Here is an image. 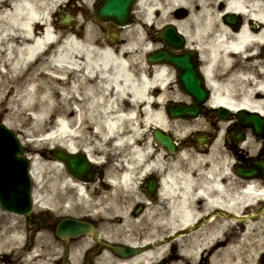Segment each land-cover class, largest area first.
<instances>
[{
    "label": "bare ground",
    "instance_id": "bare-ground-1",
    "mask_svg": "<svg viewBox=\"0 0 264 264\" xmlns=\"http://www.w3.org/2000/svg\"><path fill=\"white\" fill-rule=\"evenodd\" d=\"M64 1L0 0L3 123L19 129L25 127L27 118L36 119L24 130L31 145L34 136L49 133L46 141L40 138L32 145L29 154L39 186L41 175L49 176L45 177L50 182L48 194L35 193L38 205L59 213L91 212L101 218L102 236L110 240L120 231L130 232L143 223L174 230L215 208L240 213L264 199V187L256 180L242 181L233 175L231 159L222 147L225 121L218 123L221 129L211 148L188 145L170 157V162L161 149L154 150L148 133L154 126L182 141L194 132L208 136L209 127L205 118L189 121L164 111L169 98L187 100L174 87L175 70L168 63L152 65L138 55L154 47L144 23H171L186 37L188 47L201 53L202 69L212 89L210 103L228 111L264 114V0H139L134 12L142 29L127 26L123 29L127 41L116 44L102 39L91 22L77 16L71 19L70 29L53 27L54 10ZM181 11L187 15L179 17ZM228 14L238 15L242 21L239 29L225 20ZM234 50L252 53L241 63ZM250 71L255 76L248 75ZM55 114L60 117L52 130L46 124ZM58 142L70 150L83 151L84 147L100 165L107 154L116 162L108 165L104 178L85 184L68 173L60 159L54 161L45 153V145L56 146ZM122 161L129 164L128 169L120 167ZM160 170L162 208L150 207L139 218L130 214L122 206L131 200H146L144 180ZM232 227L233 221L213 219L180 237V254L168 264H199L206 251L209 258L200 264H262L255 253L264 247V225L249 222L239 240L227 241ZM24 237L21 220L14 214L0 213V253L5 254L0 264H14L6 256L23 251ZM125 239L136 240L130 233ZM90 245L87 239L73 244L74 264ZM38 246L55 248L41 233L35 245L27 246L26 258L17 264H25L24 260L40 264L46 255H35ZM245 246L249 248L244 251ZM248 250L250 258L243 255ZM166 251L167 247H162L127 260L105 250L97 264H165L161 259Z\"/></svg>",
    "mask_w": 264,
    "mask_h": 264
},
{
    "label": "water",
    "instance_id": "water-1",
    "mask_svg": "<svg viewBox=\"0 0 264 264\" xmlns=\"http://www.w3.org/2000/svg\"><path fill=\"white\" fill-rule=\"evenodd\" d=\"M134 2L135 0H104L97 12L98 16L103 19H111L117 24L125 25L129 23L130 11ZM228 19H231V17H228ZM164 41L176 48L184 43L183 37L177 33L172 25H169L165 30ZM192 54L190 52L178 55L173 54L172 51H165L152 54L149 58L152 61H169L173 65L178 66L182 70L180 76L182 85L194 95L196 103L199 104L205 99L206 92L202 88L201 84H203V81L200 78L199 70L195 65V59ZM199 105L195 104L193 109H182L180 114L194 115L196 112L198 113ZM157 136L161 141L169 144V140L163 137L161 133L157 132ZM61 157L68 160L70 170L73 173L75 171L84 172L89 168L83 157L72 156L65 158L63 155ZM0 201L7 209L21 213H28L31 204L26 159L21 153L18 138L13 131L3 124H0ZM263 212L264 206L255 214L240 216L228 214L227 216L237 220H248L250 218H258ZM221 214L225 215L226 213ZM63 229H65L63 237H77L85 232L94 230L87 223L72 219L64 222Z\"/></svg>",
    "mask_w": 264,
    "mask_h": 264
},
{
    "label": "flooded vegetation",
    "instance_id": "flooded-vegetation-1",
    "mask_svg": "<svg viewBox=\"0 0 264 264\" xmlns=\"http://www.w3.org/2000/svg\"><path fill=\"white\" fill-rule=\"evenodd\" d=\"M248 128L246 126L242 127V132H243V136L246 139V142L249 141L250 145H254L256 144V139L254 137L249 138L248 137ZM251 139V141H250ZM233 139L230 137V131L226 134V145L230 146V147H234V142L232 141ZM157 143V142H156ZM263 146L260 148V150L255 151V154L253 152H251L252 148H244L241 147V149L237 150V164L235 166V168L238 166L239 168L242 169H246V168H251V167H255L258 170V167L256 165H254L253 161L251 160L252 156H256L258 159H264V139L262 140ZM259 147V146H258ZM157 148H165L164 145L158 143L157 144ZM177 153H168V158L173 157L174 155H177ZM260 178L258 179L261 183H264V172L260 171ZM156 178L155 180V188L152 190H148L146 189H142V192L145 193L146 199L144 201H135L133 202V204L130 206L131 212L133 215H135L136 217H141L143 215H145L147 208L149 207V205L151 204L154 207H161V198H160V194L162 193V177L160 174H156V176H154ZM59 221V217L55 216L53 214H45V212H38V211H34L26 220H24V223L27 225V229L30 230L31 228L34 229V231L37 232V230L39 229V227H41V225L47 226L50 229H54L55 226L57 225ZM152 227L147 225L142 227L141 229L138 228L135 232H134V236L136 238V243L135 245H142L144 243H147L151 240H157L161 237L167 236L170 233H168L167 231H162V229H151ZM156 234L153 237H150V234ZM115 242L118 243H128L125 242L124 240V236L122 235L121 237H116L114 238ZM169 248L165 253V256L161 259L162 261H164L165 264H168V262L173 259V257H178L179 256V250H180V246L178 243H171L169 244ZM115 254V256L117 258L120 259H130L131 257H121L119 256L117 253L113 252ZM100 255H95L94 257H92L91 259V263L92 264H96L97 263V259ZM83 261L80 262V264H86V260L85 258H82ZM35 261H33L34 263ZM60 264L63 263V259L61 258L59 260Z\"/></svg>",
    "mask_w": 264,
    "mask_h": 264
},
{
    "label": "rangeland",
    "instance_id": "rangeland-1",
    "mask_svg": "<svg viewBox=\"0 0 264 264\" xmlns=\"http://www.w3.org/2000/svg\"><path fill=\"white\" fill-rule=\"evenodd\" d=\"M94 3H95V0H92L91 1V3H86V0H65L61 5H63V8H60V5L54 10V12H57V16L55 17V15L53 16V18L55 19V21L57 22V23H60L61 25H62V28H58V29H63V28H68V26L67 25H64L62 22H61V15H63V16H65V13L66 12H68V10L69 9H71V10H73V9H76V12L77 11H81V9H82V7H86L87 8V11H93L94 10V7H93V5H94ZM85 13H87V12H85V11H82L81 12V14L79 13V15L81 16V15H85ZM180 13H183L182 11L180 12ZM179 13V14H180ZM88 15V14H87ZM178 15V14H177ZM182 15H184V14H182ZM220 15V14H219ZM90 20V19H89ZM91 23H92V25H97V24H94V22L91 20ZM59 24V25H60ZM95 27V26H94ZM96 28V31H97V33L96 34H100V36L102 37V39H105V36H104V32H103V30H102V28H100L99 26L97 27H95ZM122 38H123V40H127V37L126 36H124V35H120L119 34V40H122ZM148 45V44H147ZM158 46V45H157ZM138 55H143V57L145 56L144 54H143V52H139L138 53ZM144 59V58H143ZM2 112V111H1ZM3 116L5 117V113H3L2 112V114H0V121L2 120V118H3ZM30 117V116H29ZM44 117H42V118H40V119H43ZM48 122H47V124H46V127H48V126H50V125H52V123H54V117L51 119V118H49L48 117ZM211 119V118H210ZM36 120V119H35ZM34 120V118H27L26 119V125H25V127H19V129H16L21 135H22V137H23V139L25 138V139H27V137H28V135H27V133L24 131L27 127H30L32 124H33V122L35 121ZM208 123V125L210 126V129L211 130H213L214 129V125H213V123L210 121V122H207ZM27 143V142H26ZM32 145L34 146L35 145V143H32ZM32 145L30 144V146H31V148H34V147H32ZM26 146H28V150H30V147H29V143H27L26 144ZM45 177H49L48 175H47V173L45 174ZM45 177H43V175H41V178L43 179V182H42V184L38 187V189L43 193V194H48V190H47V188H48V186H49V184H50V182H49V180L47 181V179L45 178ZM46 180V181H45ZM253 209H256L255 207L253 208ZM251 222H254L255 224H257V225H264V215H263V217H261L260 219H258V220H251ZM248 223V222H247ZM236 226V225H235ZM230 232H229V235H228V237L226 238L227 239V241H229V240H233V241H236V240H239L242 236H243V233H244V231H242V228H240V226H237V227H232L230 230H229ZM54 245H55V247H57L56 246V244L54 243ZM247 248H249V247H247V246H245V247H243V249H244V251L245 250H247ZM243 249H242V251H243ZM54 251L56 252V251H58V252H60V247H58V248H55L54 249ZM58 254L59 253H57L56 255H53V257H56V256H58ZM243 255L244 256H246V257H251V253H250V251L248 250L247 252H244L243 253ZM12 256H17V255H12ZM205 256H209V253L208 252H205ZM261 258H264V247H259V249L257 250V252L255 253V259L256 260H260ZM263 264V263H262Z\"/></svg>",
    "mask_w": 264,
    "mask_h": 264
}]
</instances>
